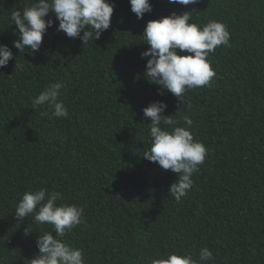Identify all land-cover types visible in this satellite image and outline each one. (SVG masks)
Returning <instances> with one entry per match:
<instances>
[{
	"label": "trees",
	"instance_id": "trees-1",
	"mask_svg": "<svg viewBox=\"0 0 264 264\" xmlns=\"http://www.w3.org/2000/svg\"><path fill=\"white\" fill-rule=\"evenodd\" d=\"M35 2L0 0V44L18 65L0 68V264H30L41 232L53 231L14 216L23 194L41 188L62 193L58 205L84 208L85 223L63 239L83 251L85 264H152L172 253L199 262L204 247L214 258L201 264H264V0H150L143 19L130 0H109L111 26L99 39L69 38L50 15L55 24L40 50L20 54L11 14ZM173 12H191L190 23L201 26L219 21L230 33V46L208 57L213 85L182 100L159 94L146 78L150 57L141 58L150 48L147 23ZM52 82L65 85L67 118L33 109ZM154 101L167 104L162 115L176 126L190 118L208 150L180 203L169 194L178 175L143 158L151 147L143 109Z\"/></svg>",
	"mask_w": 264,
	"mask_h": 264
},
{
	"label": "clouds",
	"instance_id": "clouds-1",
	"mask_svg": "<svg viewBox=\"0 0 264 264\" xmlns=\"http://www.w3.org/2000/svg\"><path fill=\"white\" fill-rule=\"evenodd\" d=\"M170 4L191 5L199 0H168ZM131 11L138 19L153 11L150 0H130ZM113 3L109 0H36L23 11L15 10L11 21L17 26L19 38L13 46L22 52L31 49V54L39 51L43 38L55 21L46 19L50 15L58 21V32L69 38H80L85 45L93 36L99 39L111 26L114 14ZM191 12H173L159 20L149 21L144 29V44L150 45L148 51L141 53L147 59L146 78L182 100L184 94L197 88L211 87L216 73L208 59L220 46H230V33L227 26L219 21L210 20L201 26L192 21ZM81 33L83 35L81 36ZM179 53H188L180 55ZM14 57L11 48L0 44V68L9 64ZM62 82L49 83L31 103L33 109L47 107L43 112L49 118H67L69 112L62 96ZM167 109L163 101H154L143 109L145 118H150L149 135L151 147L144 151L143 158L167 171L178 175V180L170 187L169 194L180 203L191 190L193 175L198 173L205 162L208 150L194 139L190 129L193 121L185 117L183 126L173 116L165 117ZM171 129V130H169ZM63 194L47 188L25 192L19 200L15 217L18 221L33 217L36 224H49L53 231L41 232L36 240L39 254L30 264H85L83 251L63 239L73 229L85 223L84 208L75 204H57ZM27 232V231H26ZM208 247L199 252V262L192 256L169 254L166 258L152 260V264H201L213 259Z\"/></svg>",
	"mask_w": 264,
	"mask_h": 264
}]
</instances>
